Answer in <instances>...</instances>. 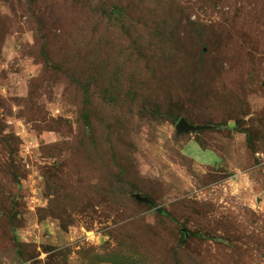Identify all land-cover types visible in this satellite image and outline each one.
I'll use <instances>...</instances> for the list:
<instances>
[{"label": "rangeland", "instance_id": "374dc122", "mask_svg": "<svg viewBox=\"0 0 264 264\" xmlns=\"http://www.w3.org/2000/svg\"><path fill=\"white\" fill-rule=\"evenodd\" d=\"M133 2L0 0V264H110L114 235L141 264H191L181 235L193 264H264V0L169 2L213 37L197 86L102 15ZM179 108L204 132L155 116Z\"/></svg>", "mask_w": 264, "mask_h": 264}, {"label": "trees", "instance_id": "16d2710c", "mask_svg": "<svg viewBox=\"0 0 264 264\" xmlns=\"http://www.w3.org/2000/svg\"><path fill=\"white\" fill-rule=\"evenodd\" d=\"M166 1H160V0H141L140 3L133 2L132 4H129L127 6H124L122 4H118L114 6L111 10L109 9H102V15H104L107 18H113L116 21H119L122 24H125L126 20H133L132 15L134 16L135 20L132 24H130L131 29H138V26L142 24V29L144 32H146L148 39L152 40V44L154 47L158 50H160V54L162 56V62H169L172 65V73L171 75L174 77H177V79L181 77H185L188 75V77L191 78L192 81H194V85L198 84L200 80V74L205 71L207 68V50L208 46L211 43L212 36L209 34L207 27L204 23H200L199 21H191V16L180 14L178 11L176 12V5L171 4V0ZM156 8V9H155ZM157 10L159 21L156 22L155 25H152L148 18H147V11L150 10ZM186 17V18H185ZM167 18V22L164 24L163 21H165ZM185 18V20H184ZM138 22H140L138 24ZM124 27V25H122ZM125 28V27H124ZM136 45V43H135ZM160 46L163 47V50H161ZM45 59L48 64H50L52 61L51 57H49V54L45 50L44 52ZM59 67V66H58ZM62 69V68H61ZM200 84V82H199ZM90 86V85H89ZM87 86L84 89L85 94V104L88 106L91 103V96H90V87ZM197 86V85H195ZM197 92L200 93V91L204 90L205 88L203 85H199L197 87ZM105 96L109 100V93L105 91ZM156 118H160L162 120H167L172 122L173 124L178 125V123L185 119L188 123H190L193 126L201 127L204 126L201 123H196V120H194L192 117L186 116V112L182 110L181 108L178 109H166L165 111L159 110L157 113H155ZM83 119L85 123L87 124V127L89 126L90 122V115L88 113H85L83 115ZM212 125L211 123L207 126ZM88 130V129H87ZM204 131H200L197 133V135H200ZM1 133V131H0ZM243 134L247 137V142L249 144L250 150L254 153L260 150V147L257 148L254 146V140L252 137V133H250L249 130L243 131ZM0 142H6L4 139L0 138ZM199 142V141H198ZM7 143V142H6ZM199 145L201 148L204 149V145L199 142ZM15 153L13 150H11V153ZM123 171L119 167V174L116 175L117 185L121 186V183L124 181L122 178ZM16 180H18V177L16 174H14ZM139 193V188L132 187L131 188V195L135 198L136 195ZM75 194V193H74ZM151 202L149 204V208H153L154 202H152L151 199H149ZM138 205L146 206V203H141L137 201ZM3 205V203H2ZM161 212V211H160ZM65 212H59V216L61 219H63V214ZM162 213V212H161ZM65 215V214H64ZM162 217H165L166 221H169L170 223H174L175 220L165 211L164 215ZM167 217V218H166ZM12 226L15 225L14 221L11 220ZM185 229V228H184ZM183 231V229H182ZM200 236V235H199ZM117 243V249L111 251L110 253L106 254L104 257H100L99 263H110V264H141L142 261L134 256L131 255V251L129 249H126V244H123L118 238L115 237ZM185 235L180 237L179 239V245L180 247L176 249V253H185L186 259L188 262L193 264L194 257L189 251L188 243H184ZM192 242V241H191ZM184 243V244H183ZM190 243V242H189ZM129 250V251H128ZM175 251V249L173 250ZM181 260H184L180 258L178 260V264H181Z\"/></svg>", "mask_w": 264, "mask_h": 264}, {"label": "water", "instance_id": "95a60500", "mask_svg": "<svg viewBox=\"0 0 264 264\" xmlns=\"http://www.w3.org/2000/svg\"><path fill=\"white\" fill-rule=\"evenodd\" d=\"M176 128H177V135L178 136H181V135H184V134H195V133H197V132H199L201 130H204V127L193 126L190 123H188L185 119H182L178 123V125H177ZM135 199L138 202H141V203H146V204H150L151 203L149 201V199L143 198L140 195H136L135 196ZM183 233H186V235H187V230L186 229H183Z\"/></svg>", "mask_w": 264, "mask_h": 264}]
</instances>
